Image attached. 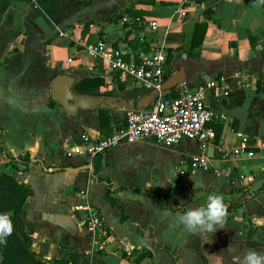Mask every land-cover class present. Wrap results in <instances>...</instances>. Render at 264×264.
<instances>
[{
    "label": "crops",
    "instance_id": "obj_1",
    "mask_svg": "<svg viewBox=\"0 0 264 264\" xmlns=\"http://www.w3.org/2000/svg\"><path fill=\"white\" fill-rule=\"evenodd\" d=\"M121 15L126 16L123 24ZM194 22H205V29L192 49L195 55L189 56L181 46L188 44ZM97 38L125 44L131 52L152 45L169 50V74L181 68L182 79L207 87L211 103L218 98L216 88L227 90L219 96L226 114L219 139L232 148L245 137L251 154L243 150L218 160L216 147L213 162L231 168L230 175H216L211 167L180 173V161L197 153L194 140L175 145L147 139L118 142L100 154L93 174L92 157L68 152L66 146L82 132L98 136L122 122L120 106L127 105L113 108L108 127L101 130L96 107L77 108L69 116L57 102H49L51 79L70 74L72 89L84 93L74 84L101 75L98 90L85 93L130 98L133 104L148 93L85 54L84 45ZM1 144L11 156L28 152L34 159L26 170L14 172L31 189L20 216L32 237L31 249L52 262L75 252L76 264H238L249 249L264 253V188L259 189L264 182V4L34 0L29 5V0H0ZM4 169L0 152V171ZM98 176L110 182L117 205L105 201ZM81 188L85 198L77 194ZM209 194L230 205L223 229L188 233L176 225L177 212L203 205ZM85 202L97 209L107 229L104 249L90 247L82 227L69 232L44 218L46 213L65 214L78 225L82 212L75 205Z\"/></svg>",
    "mask_w": 264,
    "mask_h": 264
},
{
    "label": "built area",
    "instance_id": "obj_2",
    "mask_svg": "<svg viewBox=\"0 0 264 264\" xmlns=\"http://www.w3.org/2000/svg\"><path fill=\"white\" fill-rule=\"evenodd\" d=\"M126 16L121 15L118 21L123 24ZM155 28V21L149 22ZM62 34L61 31H58ZM125 44L114 46L103 38L84 45L87 56L101 60L104 65L118 72V77L132 81L151 94V102L145 107L126 106L123 110L122 122L111 126L103 134L92 136L88 132L80 133L75 142L66 146L68 152H85L87 155L102 154L104 150L118 142H132L135 140H152L162 145H175L183 139L194 140L197 153L181 160L178 166L180 173L187 169L212 168L219 175H230L231 168H219L214 162V148L219 150L217 159H225L232 153L251 151L245 149L246 140L242 137L236 147L228 148L219 137L215 139L212 124L226 119L225 110L220 103L219 96L227 94V90L216 88L218 98L215 103L206 98V86L190 84L186 79H180L169 88L163 89L165 80L166 50L152 45L148 49L137 48L131 52ZM212 84H215L212 82ZM208 145L213 146L212 155H207ZM213 166V167H212ZM77 194L85 198V190L79 189ZM78 203L82 216L79 226L85 232L90 247L104 249L103 241L107 237V229L103 224L100 213L89 204ZM46 264H52L49 258L42 257Z\"/></svg>",
    "mask_w": 264,
    "mask_h": 264
},
{
    "label": "trees",
    "instance_id": "obj_3",
    "mask_svg": "<svg viewBox=\"0 0 264 264\" xmlns=\"http://www.w3.org/2000/svg\"><path fill=\"white\" fill-rule=\"evenodd\" d=\"M33 1L34 0H29V5H31ZM204 29L205 22L193 23L188 44H183L181 46L184 48L187 55H195L192 49L200 43ZM248 40L251 41L252 37L248 36ZM168 55L169 50H166V56L168 57ZM170 71L171 70L167 68L166 76ZM102 84L103 78L101 75L87 76L79 79L74 84V89L85 93L91 90H98L99 86ZM49 102L51 104L55 103L54 100H50ZM112 110L114 109L106 106L95 108V116L101 130L108 127V115ZM212 125L215 130V139H217L219 137L221 124L215 123ZM0 152L5 159L6 167V169L0 171V214L7 213L10 216L14 229L12 234L7 238V245H0V264H46L42 257L38 256L31 249L30 244L32 237L26 232L24 222L20 216V211L25 203L27 195L31 193V189L27 183L21 181L14 175V172L26 170L28 164L34 161V159L28 152L11 156L6 152L2 144L0 145ZM91 157L92 173L96 174L100 167V154H94ZM97 179L104 182L102 195L105 201L109 205H117L114 197L110 194V182L99 176ZM263 188L264 182L259 189ZM145 189L154 192L149 187H145ZM135 190H137V188ZM224 203L228 210L230 205L227 201H224ZM164 249L166 250L168 247H164ZM76 257L77 254L75 252L62 253L57 259L53 260L52 264H76ZM173 257H175V255Z\"/></svg>",
    "mask_w": 264,
    "mask_h": 264
},
{
    "label": "water",
    "instance_id": "obj_4",
    "mask_svg": "<svg viewBox=\"0 0 264 264\" xmlns=\"http://www.w3.org/2000/svg\"><path fill=\"white\" fill-rule=\"evenodd\" d=\"M182 69L178 68L171 74H169L163 81L162 88L166 89L174 85L177 81L182 79ZM74 78L70 74H57L55 75L49 85V97L50 99L57 102L64 112L73 116L76 113L77 108L85 107H108L115 108L119 104H124L127 106L134 107H145L151 102V94L141 96L135 103H132L130 98H118L115 99L112 96H101L95 94L75 92L72 89ZM207 155L211 156L213 152V146L208 145L206 149ZM48 221L62 227L63 229L73 232L80 229L71 218L65 214L60 213H46L45 217Z\"/></svg>",
    "mask_w": 264,
    "mask_h": 264
},
{
    "label": "clouds",
    "instance_id": "obj_5",
    "mask_svg": "<svg viewBox=\"0 0 264 264\" xmlns=\"http://www.w3.org/2000/svg\"><path fill=\"white\" fill-rule=\"evenodd\" d=\"M264 4V0H256ZM168 215V213H165ZM228 212L223 197L218 194H209L205 203L199 207L190 208L175 214V223L188 233H214L223 229ZM13 224L7 213L0 214V245H7V238L13 232ZM238 264H264V253L247 250Z\"/></svg>",
    "mask_w": 264,
    "mask_h": 264
},
{
    "label": "rangeland",
    "instance_id": "obj_6",
    "mask_svg": "<svg viewBox=\"0 0 264 264\" xmlns=\"http://www.w3.org/2000/svg\"><path fill=\"white\" fill-rule=\"evenodd\" d=\"M124 107H125V106H120V108H121L122 110H124Z\"/></svg>",
    "mask_w": 264,
    "mask_h": 264
}]
</instances>
